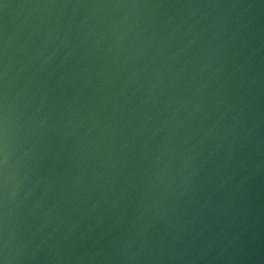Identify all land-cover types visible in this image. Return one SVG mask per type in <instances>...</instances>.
Segmentation results:
<instances>
[{
	"label": "water",
	"instance_id": "obj_1",
	"mask_svg": "<svg viewBox=\"0 0 264 264\" xmlns=\"http://www.w3.org/2000/svg\"><path fill=\"white\" fill-rule=\"evenodd\" d=\"M0 264H264V0H0Z\"/></svg>",
	"mask_w": 264,
	"mask_h": 264
}]
</instances>
